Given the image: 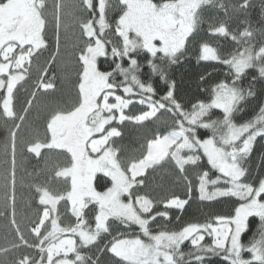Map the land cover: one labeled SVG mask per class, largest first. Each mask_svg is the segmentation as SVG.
Listing matches in <instances>:
<instances>
[{
	"label": "snow or ice",
	"instance_id": "1",
	"mask_svg": "<svg viewBox=\"0 0 264 264\" xmlns=\"http://www.w3.org/2000/svg\"><path fill=\"white\" fill-rule=\"evenodd\" d=\"M110 9L118 11L112 23ZM221 11L228 20H238L235 29L230 30L227 20L219 18ZM205 24L208 37L230 39L236 47L221 55L209 40L199 42L197 62L223 65L226 73L224 79L203 89L205 99L185 108L176 98V81L169 69L181 63L190 38ZM50 25L52 43L47 34ZM62 28L65 34L70 28L80 32L73 44L78 65L76 99L71 107L51 108L43 139L36 136L22 141L21 152L40 158L44 150H60L66 154V163L57 164L52 169L54 176L43 184L29 185L42 210L38 208L36 218L25 225L26 235L15 209L17 135L38 93L55 90L47 66L55 64L60 55ZM45 51L49 53L47 66L39 70L18 113V85L30 78L34 60ZM101 58L107 70L99 66ZM144 64L150 70L148 82L140 77ZM249 70L256 74L245 88L241 84ZM154 77L164 85L159 98ZM132 97H139L137 102L147 110L126 113ZM257 98L254 115L238 124L235 116L244 111L241 105ZM162 116L172 120L171 130L146 135L140 155L122 160L115 146L116 138L122 137L117 125L127 122L143 128ZM0 118L14 123L0 161L5 206L0 216L11 207L8 224L14 236L7 246H0V264H205L212 256L226 264H264V177L245 182L249 173L245 165L255 142L264 139V0H115V5L110 0H51V4L49 0H0ZM199 129L211 134L202 139ZM202 160L209 167L196 174L194 185L186 166H198ZM163 163L178 171L186 184V199L173 194L153 200L140 194L148 170ZM213 171L220 175L209 179ZM97 173L110 180L104 191L94 186ZM221 181L223 186H217ZM194 188L200 201L234 198L231 211L203 223L154 231L151 225L158 217L169 219L170 209L185 208ZM62 202L70 213L68 223L63 224L58 207ZM90 205L89 218L85 210ZM161 205L163 210H156ZM252 221H256L254 231ZM112 223L136 226L139 231L125 234L117 230L113 236ZM249 231L252 236L244 243L242 237ZM105 235L112 238L101 246ZM206 236L210 243H205ZM186 243L188 251L183 247ZM104 256L109 259L103 260Z\"/></svg>",
	"mask_w": 264,
	"mask_h": 264
},
{
	"label": "trees",
	"instance_id": "2",
	"mask_svg": "<svg viewBox=\"0 0 264 264\" xmlns=\"http://www.w3.org/2000/svg\"><path fill=\"white\" fill-rule=\"evenodd\" d=\"M110 2L115 5V0H110ZM225 3H229V0H224ZM235 2V0H232ZM98 15V14H97ZM118 11L110 9L108 16L109 22L112 23L115 18H117ZM219 18L225 19L228 22L230 30L235 29L238 20L233 17L231 20H228L227 17L224 16V13L221 11L219 13ZM114 30V25H113ZM207 24L203 25L199 31V34L193 38H190V43L188 44V50L185 56L182 58L181 63L178 65H173L169 69V74L172 79L176 81V90L175 95L176 98L184 105L185 108H190L193 103L197 100H203L206 97V93L203 89L210 87L213 83L224 79L226 68L223 65L214 63V62H197L196 52L198 49L199 42L203 40H209L214 46L218 47L221 55H227L236 47L234 42L230 39H226L224 37L210 38L207 36ZM108 35L111 37L112 32L109 31ZM115 39L114 37H112ZM256 40L259 41V36L256 37ZM43 57H48V52L45 51L43 55L39 56V58L43 59ZM40 59V60H41ZM141 63L143 64V57H140ZM110 63V61H108ZM99 66L102 70L108 69V64L105 62L104 58H101L99 61ZM125 66L127 63L125 62ZM47 77H54L55 90H50L48 94H43L42 92L38 93L39 104L41 109L37 112V116L35 115V110L31 109V111L27 115V119L23 124V127L19 130L17 135V170L16 174L20 173L24 177L22 180V187L16 189V199L17 208L16 210L20 212L19 216L26 218L28 215L27 211H31L30 208L41 209L42 206H38L36 203V198L34 191L29 188V185L32 183H40L43 184L50 175L45 174L43 171V158L44 155L40 158L34 156V154H28L26 152H21V147L19 141H27L33 139L35 135H39L43 130L42 122H43V113L48 112L49 108L56 107L61 105L66 96L70 95L71 92L64 93V89L62 91V82L59 81L56 72L54 73L55 64L48 66ZM149 72L147 65L144 64V67L141 69L140 77L145 82H148ZM256 73L254 70H249V74L246 79L242 81L241 86L247 88L249 81L251 80L252 75ZM201 76H205L206 80L204 82L201 81ZM120 79V77H118ZM33 80L30 76L26 81L22 82L21 85H18V91L16 92V100H15V108L19 113L24 104L25 99L30 95V92L33 90ZM74 79H71L69 83L73 82ZM152 83L157 89V97L163 94L164 85L159 80L158 77H154L152 79ZM70 87V84H69ZM261 85L258 83L255 85V90H259ZM71 91V90H70ZM69 98V97H68ZM71 98V95H70ZM133 104H131L130 108L127 112L138 114L141 110H147L145 106H138L135 101L139 99V97H132ZM260 98L250 99L246 104H242L241 107L244 111L236 114L235 120L236 122L242 123L248 119H250L254 115V109L256 108L257 103ZM214 113L218 114V110H214ZM215 118V115L213 116ZM5 120L6 125L10 128V130L14 127V123L11 120ZM167 120V123L164 121ZM17 123L19 121H16ZM172 120L167 116H162L160 121L157 122H146V127H138L134 126L131 123H125L124 125H117V127L122 131V137L116 138L115 146L120 149L118 155L122 160L130 159L134 156H139L142 148L141 146L144 144L145 136L151 135L152 132L157 130H171ZM10 130L7 132L3 144L5 146L6 142L9 141ZM211 133L204 129L198 130V135L200 138H206ZM48 152V151H44ZM54 155L60 154L59 152L54 151ZM62 159L66 158V154L62 155ZM2 161L4 160V148L2 155L0 157ZM61 159V160H62ZM10 161V156H9ZM10 167V163L8 165ZM249 169V173L247 175L245 182L256 181L259 178L264 177V143L261 138H257L255 142V146L253 151L249 157L247 164L245 165ZM209 166L206 164V160H202L198 166H186L187 174L190 179H192L193 184L196 185L198 183L196 179V174L198 172H202L208 169ZM3 170V167H2ZM31 174V175H30ZM220 174L217 172H210L209 179H215ZM54 176V175H52ZM1 181V180H0ZM56 181L53 180V186H56ZM94 186L97 191H104L106 187L110 186L109 178L105 177L103 174H97L94 181ZM140 194H147L153 200H160L171 195H179L182 199H186V184L180 178L178 171L175 167L170 163H163L162 167H157L155 170H148L147 175L145 177V186L139 189ZM234 203V198H220L217 201H200L198 199V192H193V199L189 201L185 208L181 211L170 209L169 210V219H164L162 217H158V220H161L164 224L169 225L176 223L177 228L183 226L188 222H205L210 217L214 215H226L228 214ZM27 205L30 208L26 207ZM61 214V221L63 223H68L67 217L70 216V213H67L63 202L58 206ZM156 210H163L162 205L159 206ZM86 216H92V206H89V209L85 210ZM5 215L0 216V220L5 222ZM74 219V218H73ZM252 230H255L256 221H252ZM113 232L112 235H116L117 230L123 232L125 234L138 233V228L133 226L132 228H124L123 226H118V223H112ZM252 236V231H249L242 237V241L247 243L250 237ZM112 236L105 235L104 238L100 241L101 246L110 240ZM211 238L206 236L205 243H210ZM184 250L188 251L189 245L186 243L184 246ZM21 251H26V249H21ZM95 252V249L91 250ZM20 253L17 252V255ZM110 255V254H109ZM108 256H104L103 260H108ZM205 264H226L225 261L219 256H212L206 259Z\"/></svg>",
	"mask_w": 264,
	"mask_h": 264
},
{
	"label": "rangeland",
	"instance_id": "3",
	"mask_svg": "<svg viewBox=\"0 0 264 264\" xmlns=\"http://www.w3.org/2000/svg\"><path fill=\"white\" fill-rule=\"evenodd\" d=\"M49 2L51 4V0H49ZM47 34H48L49 42L52 43L53 32H52L51 25L49 26ZM79 36H80L79 29L70 28L68 30L67 34L64 33L63 28L61 29L60 55L57 57V60L55 63L54 73L56 72V75H57L59 81L62 82V87L65 86V88L64 87L62 88V91L64 89L65 94L67 92H69V93L71 92V94H70L71 98H70V95L66 96L67 98L65 99V101L61 105H58V106H62L65 108L71 107V105L75 102V99H76L75 83L77 80L76 72L78 71V65L76 64L75 58L73 56V44H75L77 42V39L79 38ZM53 49H54V45H53ZM48 55H49V53H48ZM46 58L47 57H43V59H41L38 57L36 60H34L32 68H31V75H30L33 80L37 79L39 70L42 69L43 67L47 66V65H45ZM71 79H74V81L72 83L71 82L69 83V81H71ZM21 84H22V82H21ZM69 84H70V87H69ZM38 101H39V98H37V100L34 101V104L32 107V109L35 110L36 116H37V112L41 109ZM137 101L138 100H136L135 103L138 106H141V107L145 106V105L139 104ZM130 106H129V108H130ZM50 109L51 108H49V110ZM127 111H128V109H126V113H127ZM47 114H48V112L44 111V113L42 115V117L44 119L42 122L43 130L41 131V133H39V135H35L33 138H35L36 136H39L41 139H43V137L45 135V129H46ZM9 130H10V128L6 125L5 120L3 118H0V157L2 155L3 148H4V144H3L4 138H5V136ZM262 140L264 143V139H262ZM21 142L22 141H19V143H20L19 147H21ZM44 151H48V152L44 153V158H43L44 160L42 162L43 163V171L45 174L54 175L52 169L57 164L63 166L66 163V158L62 159L61 154H59V153H58V155L56 154V157H55L54 151L59 152V150H51V151L44 150ZM0 161H2V159H0ZM2 167H3V165L0 164V173H3ZM97 174H102V173H97ZM23 178L24 177L22 176V173H20V167H19V174H16V181H17L16 182V189L17 190L19 189L20 186L22 187ZM0 183H2V180L0 181ZM51 186L55 187V186H53V184ZM217 186L222 187L223 186L222 181ZM209 190H212L211 185H209ZM17 200L18 199H16L15 209L17 208V204H18ZM26 207L30 208L29 205H27ZM30 209H31V211H27L28 215H26V218H24V219H22L23 217L19 216V214H20L19 210L18 211L16 210L17 222L20 224L22 231H25L26 235H27V230L25 228V225L29 224L31 220L36 218V214H37V210H38L35 208H33V209L30 208ZM175 210L181 211L180 209H175ZM11 211H12L11 207H8L6 210V215L4 217L5 222L2 223V221L0 220V246H7L8 241H11L13 239V236H14V233L10 232V226L8 224V220L11 218ZM0 212H5L3 190H0ZM151 227L154 231L158 230V229L165 228V227L168 230L178 229L176 223L166 225L161 220H158V219L156 220L155 223H153L151 225ZM133 233H134V231H133ZM15 255H17V253H15Z\"/></svg>",
	"mask_w": 264,
	"mask_h": 264
}]
</instances>
